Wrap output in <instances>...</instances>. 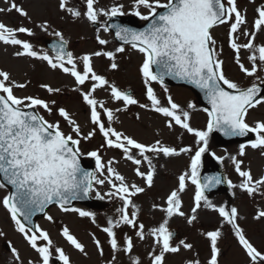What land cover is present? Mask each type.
Here are the masks:
<instances>
[{"label":"snow or ice","instance_id":"1","mask_svg":"<svg viewBox=\"0 0 264 264\" xmlns=\"http://www.w3.org/2000/svg\"><path fill=\"white\" fill-rule=\"evenodd\" d=\"M2 3L0 14L15 11L32 22L29 12L17 0H2ZM78 3L80 7L70 6V0H58V9L72 22L83 19L95 26L97 48L82 55L67 50L69 41L62 31L52 32L58 38L52 45L56 53L53 57L46 51H37L30 40L20 38L21 34L34 36L32 28L25 24L13 27L0 21V42L16 49L13 53L16 58L46 62L50 70L73 79L71 90L79 95L87 109L86 124L90 125L85 131L72 111L51 99L64 92L62 87L40 83L39 88L48 98L18 96L16 90L27 89L31 79L20 82L13 79L10 72L0 69V189H8L7 194L0 197V207L6 210L14 230L37 255V259L25 261L21 250L11 240H6L11 264H73L65 249L54 244L50 233L33 223L37 213H44L46 220L55 223L54 217L46 212L49 205L58 206L63 213L88 218L105 234L106 239L102 241L95 232L88 233L103 264H122L121 254L128 258L129 264H142L140 255L134 252L137 242L150 241L149 264H168L169 255L192 251L194 244L187 238L177 240L170 221L180 217L187 225L195 226L204 209L220 217L217 226L199 233L207 243L208 258L202 262L197 253L196 258L187 259L185 264H221L220 242L226 227L243 250L247 264H264V251L248 238L240 223L244 217L239 208L234 204L217 205L206 195L207 191L226 183L233 197L237 191L253 201L259 197L262 205L256 208L253 219L264 221V174L254 175L251 163L245 162L249 149L264 160V115L249 120L253 111L264 108V42H257L260 34H264V0L258 4L257 0H249L254 6L251 24L247 9L241 10L237 0H128L129 11H125L126 4L120 0L110 6L102 5L101 0H78ZM126 15L145 21L146 25L136 29L109 22ZM101 17L106 18L103 23ZM222 25H227V46L234 53L235 65L248 78L247 84L227 74L223 45L218 47L213 35V30ZM36 27L47 33L51 24L45 19ZM113 30L115 38L122 43L109 49L110 41L101 33ZM125 45H130L143 57L138 74L146 102H141L134 90L119 85L107 74L120 70L119 55L125 53ZM242 50L249 53L250 66L242 60ZM99 58L108 61L104 72L95 67V60ZM166 78L194 86L203 94L208 105L202 109L207 115L205 127L192 126L196 104L188 102L182 106L176 102L165 85ZM154 84L162 87L163 99ZM98 91L105 92L106 98H98ZM132 106L159 114L164 118L165 129L171 132L179 127L194 137L193 144L167 143L161 138V130L155 132L151 142H144L115 127L120 114L128 113ZM41 110L49 116L56 114L59 119L50 121ZM134 115L136 120L141 119L140 113ZM214 132L227 138H244L238 143L235 154L227 149L226 156L211 153L221 164L225 159L230 160L239 177L238 183L219 175L201 176L202 159L210 151ZM97 134L103 143L86 153L95 161V170L87 171L81 166L85 155L81 145ZM107 150L119 152L120 159L113 156L105 160L102 153ZM182 155L188 156V164L176 177V185L160 197L159 203L151 204L150 210L162 213V220L146 231L145 224L140 222L142 208L135 198L153 189L158 171L166 170L170 159ZM121 161L130 163L134 177L142 184L122 174L118 169ZM189 185L195 186L194 195L191 206L185 211L183 196ZM105 187L107 190L101 192ZM92 193L97 200L119 201L120 206L114 209L113 217L107 218L105 226L97 223L95 212L72 206L74 201L88 199ZM125 228L131 229V234L124 231ZM60 234L83 256L89 255L85 244L68 226H63ZM6 236L0 230V238Z\"/></svg>","mask_w":264,"mask_h":264},{"label":"rangeland","instance_id":"2","mask_svg":"<svg viewBox=\"0 0 264 264\" xmlns=\"http://www.w3.org/2000/svg\"><path fill=\"white\" fill-rule=\"evenodd\" d=\"M82 2V0H80ZM115 0H101L102 5L110 6ZM126 4L125 11H129L128 0H120ZM260 0H257V4ZM18 4H21L28 12L29 16L32 17V22L29 23L23 17H20L15 11L8 14H0V21L10 26H19L25 24L32 28L35 35L27 37L21 34V39H28L33 43L37 51H46L49 53L44 45L45 38H57L52 32L62 31L65 39L69 41L71 51L76 55H82L85 52L92 51L97 48L94 41V27L86 20H78L72 22L70 18L66 17L64 13L58 9V0H17ZM238 6L241 10L247 9V18L249 24L252 23L254 18L253 5L249 3V0H237ZM0 6H4L2 0H0ZM70 6L80 7L78 0H70ZM64 17V18H62ZM126 17H133L126 15ZM138 23L142 24L145 21H141L136 17H133ZM48 20L51 24L49 32L45 33L36 25L41 20ZM105 17H101V23L105 21ZM227 25H222L213 30V35L217 39V46L223 45L222 58L225 60V69L230 78L237 80L242 84L248 83V78L244 77L239 71L237 65L233 61L234 53L227 46ZM105 39L110 41L108 48L113 49L120 46V43L114 38L113 33H101ZM258 43L264 42V34H260ZM126 51L124 54L119 55V62L121 68L117 72H108L110 79L115 80L119 85L128 87L134 90L137 98L141 102H146V98L143 94V86L138 74V66L142 61V55L136 50L132 49L130 45H125ZM16 49L12 46H6L0 42V69L11 73L12 78L23 82L26 79H31L32 83L25 90H16V95H40L48 98V94L39 88L40 83H50L53 86L62 87L64 92L60 95L51 97V99L57 100L58 104L66 106L72 111L78 121L84 126V130L87 131L90 125L86 124L87 121V109L81 104L80 97L78 94L72 92L73 79L69 76L62 74L59 71H52L48 68L46 62L31 59V58H16L13 53ZM249 53L246 51L241 52V58L246 64L250 66L247 61ZM108 61L103 58L95 60V67L97 71L104 72L107 68ZM166 85V84H165ZM169 92L182 106L188 102H193L197 106V110L193 112L191 124L196 128H203L206 125L207 115L202 111L205 107L202 102L198 99L196 93L189 88L181 86H170L166 85ZM157 93L163 99V89L159 84H154ZM106 93L103 91L97 92V97L104 99ZM135 113H140L141 119H135ZM41 114L45 115L50 121L59 119L56 114L51 116L47 115L41 110ZM264 115V108H258L250 114L249 120L259 118ZM63 124V121H62ZM164 118L159 114L142 110L137 106H132L130 111L125 114H120V120L115 124L120 130L125 131L128 134L135 136L137 139L144 142H151L154 139V134L157 130L162 131L161 138L167 143L177 146H189L194 142V137L184 132L182 129L177 127L174 131L169 132L164 128ZM67 132V127H64ZM179 139L178 137H181ZM240 141L223 142L217 139L215 136L210 138V151L206 153L202 159L201 173L210 170L211 167H215L220 173L224 175L226 179H231L234 183L239 182V177L235 173L230 160L225 159L224 163L221 164L217 161L211 153H215L217 156H226L225 149L232 154H235L238 143ZM103 143L102 137L97 136L88 142H82L81 148L85 155L82 157L83 161L88 165L94 166V159L88 157L86 153L88 151L95 150L99 145ZM104 159L107 160L113 156L120 159V153L115 150H107L103 153ZM246 163H251L253 174L259 176L264 174V160L258 158V155L251 149L248 150V156L245 158ZM188 164V156L182 155L180 157L172 158L167 162L166 170H159L156 177L155 187L149 189L145 194H141L135 198L137 204L141 205L142 211L140 216V222L144 223L147 231L148 228L157 225L162 220L163 214L159 211H151V204L153 202L159 203L160 197L163 196L169 189L176 185V177L183 171ZM130 163L121 161L118 165V169L128 177L129 180H135L137 183H143L139 178H135ZM195 186L189 185L187 192L184 194V210L188 211L192 203V196L194 195ZM101 192L106 191L105 188L100 189ZM8 189H0V197L7 194ZM232 190H230L225 183V186L216 192L206 194L213 203L217 205L227 204L229 206L236 205L240 214L244 219L240 221L242 227L245 229L248 238L262 251H264V221H255L253 215L258 206L262 205L259 197L255 201L248 198L246 195L241 194L237 191L235 197L232 196ZM93 204L86 205L84 203H76L73 206L83 208L84 210L93 211L97 214V223L101 226L106 225L108 217L114 216V209L119 207V201H109L107 199L101 201L95 198V193H92ZM48 215L54 217L55 223H51L45 219V216L37 219V224L47 230L56 246L63 247L65 251L70 255L73 264H103V258H100L95 250L94 244L91 241L89 232H95L98 238L102 241L106 239L105 234L100 232L88 218H80L74 213H63L59 207L54 206L49 208ZM220 217L216 212L204 209L200 212L199 220L195 226H189L185 220L180 217H176L170 221V227L174 232H177V240L179 238H187L194 244L192 251L182 250L178 255H169L167 257L168 264H185L189 258H196L199 253V259L203 262L208 258V250L199 251L197 248L207 246L206 241L200 236V231L211 230L218 225ZM68 226L72 233L83 242L86 246V251L89 253L87 257L83 256L72 246H70L60 234V230L63 226ZM0 230L4 231L7 236L6 238H0V264H11V257L6 247V240H11L13 244L21 250L22 256L27 259H37L36 253L31 250L23 237L14 230V226L8 217L6 210L0 207ZM124 231L131 234L132 230L125 228ZM225 235L220 242V247L223 252L221 264H247V258L243 250L238 245L233 235L229 232L227 227L224 229ZM150 243V241L148 242ZM148 243L137 242V247L134 252L139 254L142 260V264H149L147 259ZM105 252H108V247L105 244ZM122 264H129L128 258L121 254L120 257Z\"/></svg>","mask_w":264,"mask_h":264},{"label":"water","instance_id":"3","mask_svg":"<svg viewBox=\"0 0 264 264\" xmlns=\"http://www.w3.org/2000/svg\"><path fill=\"white\" fill-rule=\"evenodd\" d=\"M144 27V26H143ZM142 28V27H141ZM141 28H136V29H141ZM52 43H53V41H49V45H51L52 46ZM165 82H169V83H182V84H185V85H188V84H186V83H184V82H182V81H179V80H175V79H171V78H166L165 79ZM189 86H191V85H189ZM192 87H194V86H192ZM195 88V87H194ZM196 89V88H195ZM197 90V92H198V94L200 95V98L202 99V101L207 105V103H206V101L204 100V97H203V94L198 90V89H196ZM215 133H217L218 135H220L221 137H223L224 139H227V140H229V139H231V138H227V137H224L221 133H219V132H215ZM81 166L85 169V170H87V171H93V167H90V166H86L83 162H82V160H81ZM221 185V184H220ZM220 185H218V186H216V187H220ZM212 189H214V188H212ZM211 189V190H212ZM210 190V191H211ZM90 199L88 198V199H85V200H80V201H89ZM75 202V201H74ZM73 202V203H74ZM49 206H51V205H49ZM48 206V207H49ZM47 210V209H46ZM42 215H44V213H37L34 217H33V223L35 224V219H36V217L37 216H42Z\"/></svg>","mask_w":264,"mask_h":264}]
</instances>
